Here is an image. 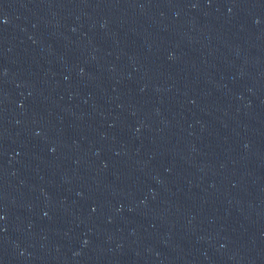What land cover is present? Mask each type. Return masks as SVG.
I'll use <instances>...</instances> for the list:
<instances>
[{
  "label": "water",
  "instance_id": "1",
  "mask_svg": "<svg viewBox=\"0 0 264 264\" xmlns=\"http://www.w3.org/2000/svg\"><path fill=\"white\" fill-rule=\"evenodd\" d=\"M0 264H264V0H0Z\"/></svg>",
  "mask_w": 264,
  "mask_h": 264
}]
</instances>
